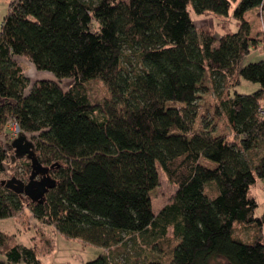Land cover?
<instances>
[{
	"label": "trees",
	"instance_id": "16d2710c",
	"mask_svg": "<svg viewBox=\"0 0 264 264\" xmlns=\"http://www.w3.org/2000/svg\"><path fill=\"white\" fill-rule=\"evenodd\" d=\"M191 11L226 27L199 30ZM255 52L264 53V0H11L0 25V133L15 123L35 134L36 165L53 184L38 200L7 187L27 184L34 163L0 143V219L27 207L66 238L104 248L84 264H112L123 250L129 264H264V213L254 216L249 194L264 184V58L244 63ZM16 57L73 83L30 84ZM205 78L235 139L195 130ZM241 79L259 88L238 93ZM94 80L106 89L95 100ZM158 169L176 190L156 212ZM0 253V264H40L2 232Z\"/></svg>",
	"mask_w": 264,
	"mask_h": 264
},
{
	"label": "rangeland",
	"instance_id": "374dc122",
	"mask_svg": "<svg viewBox=\"0 0 264 264\" xmlns=\"http://www.w3.org/2000/svg\"><path fill=\"white\" fill-rule=\"evenodd\" d=\"M11 0H0V25L7 14L8 4ZM194 25L197 29H210L213 32L222 33L226 22L219 17L212 14L195 15L191 11ZM251 19V25L253 31L256 27L260 28L261 20L255 10L249 12ZM264 58V53L255 52L245 58L244 63L249 61H257ZM17 63L22 68L25 76L29 79L30 84L35 83L38 80H50L56 82L61 89L67 90L73 83L72 79L57 80L53 75L40 72L26 59L16 57ZM87 89L91 99H99L105 96L106 89L103 83L98 80L88 83ZM259 88L258 84L245 80H240V83L236 86L238 93H251ZM218 103L215 98V91L211 87L209 81L205 78L199 87L197 105L199 117L195 125L196 131L203 130L204 127H208L212 131L213 135H222L228 139H235L236 137L231 132L228 123L223 115H217L215 112L216 104ZM16 127L12 126V123L7 125L5 132L0 133V143L5 145L9 144L13 138ZM14 132V133H13ZM20 133V132H19ZM18 134V132H16ZM15 134V135H16ZM28 140L36 137L35 134H24ZM250 158V156H248ZM18 171L22 172V167H18ZM176 186L168 181L165 174L158 169V185L150 192L151 203L154 211L158 212L165 204H167L174 195ZM249 194L252 196L257 207L254 211L255 217H260L264 213V184L262 181L257 182L250 187ZM244 230V228H243ZM243 236H248V231L244 230ZM250 231V230H249ZM0 232L12 236L13 242L21 244L26 247H33L40 264H84L87 261L95 259L99 255L105 252L104 248L92 244L85 243L80 239L66 238L53 227L42 224L37 220L30 209L25 207L15 217H8L0 219ZM239 232V230H238ZM241 233V232H239ZM245 237V238H246ZM262 237L264 241V224L262 227ZM129 247H127L128 250ZM165 252H168L169 247H165ZM124 250L115 253L111 258L112 264H129L130 256H134L130 252L129 258L126 260ZM160 253V252H158ZM132 254V255H131ZM3 258L0 253V259ZM135 257H133L134 259ZM138 260V259H136ZM16 264H27L24 261H20Z\"/></svg>",
	"mask_w": 264,
	"mask_h": 264
},
{
	"label": "water",
	"instance_id": "95a60500",
	"mask_svg": "<svg viewBox=\"0 0 264 264\" xmlns=\"http://www.w3.org/2000/svg\"><path fill=\"white\" fill-rule=\"evenodd\" d=\"M11 147L13 148L14 154L17 157H27L34 163L33 167L35 171L32 172V176L30 177L31 180L36 175V173L45 175L48 172V168L36 165V158L32 150L33 144L31 140H28L24 134L19 133L18 136L12 140ZM3 183L17 193L24 192L32 200H38L46 191V186H52L53 180L48 176H44L43 179L38 182V186H33V183L31 181L26 184L15 178L8 179Z\"/></svg>",
	"mask_w": 264,
	"mask_h": 264
},
{
	"label": "flooded vegetation",
	"instance_id": "af4514ba",
	"mask_svg": "<svg viewBox=\"0 0 264 264\" xmlns=\"http://www.w3.org/2000/svg\"><path fill=\"white\" fill-rule=\"evenodd\" d=\"M43 177H44V175L38 174V175H37V178L32 179V180H30V181L33 183V186H35V185L38 184L37 182L40 181V178L43 179ZM37 186H38V185H37Z\"/></svg>",
	"mask_w": 264,
	"mask_h": 264
},
{
	"label": "built area",
	"instance_id": "2783aa9c",
	"mask_svg": "<svg viewBox=\"0 0 264 264\" xmlns=\"http://www.w3.org/2000/svg\"><path fill=\"white\" fill-rule=\"evenodd\" d=\"M262 112H263V111H262ZM12 126H13V127H14V126L16 127L15 133L13 132L14 135H13L12 137H16V136L19 134V128H18V126H17L15 123H13ZM16 132H18V134H16ZM15 134H16V135H15Z\"/></svg>",
	"mask_w": 264,
	"mask_h": 264
}]
</instances>
